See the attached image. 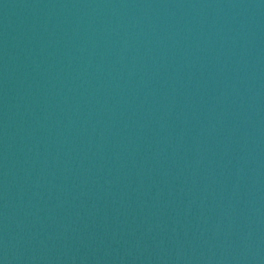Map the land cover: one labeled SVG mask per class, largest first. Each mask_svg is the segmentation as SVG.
Here are the masks:
<instances>
[{"label":"water","instance_id":"obj_1","mask_svg":"<svg viewBox=\"0 0 264 264\" xmlns=\"http://www.w3.org/2000/svg\"><path fill=\"white\" fill-rule=\"evenodd\" d=\"M0 264H264V0H0Z\"/></svg>","mask_w":264,"mask_h":264}]
</instances>
